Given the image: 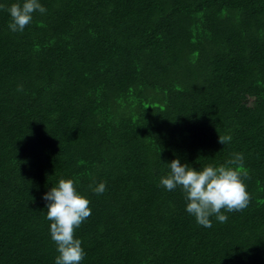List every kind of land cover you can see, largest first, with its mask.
<instances>
[{"label":"trees","instance_id":"obj_1","mask_svg":"<svg viewBox=\"0 0 264 264\" xmlns=\"http://www.w3.org/2000/svg\"><path fill=\"white\" fill-rule=\"evenodd\" d=\"M14 2L0 0V264H53L42 194L60 178L90 201L80 264H264V0H40L15 33ZM235 152L250 199L224 223L198 225L158 183L173 158Z\"/></svg>","mask_w":264,"mask_h":264},{"label":"clouds","instance_id":"obj_2","mask_svg":"<svg viewBox=\"0 0 264 264\" xmlns=\"http://www.w3.org/2000/svg\"><path fill=\"white\" fill-rule=\"evenodd\" d=\"M6 11L10 17L8 29L15 33L24 31L34 13L44 14L47 9L40 0H16ZM218 140L224 145L230 143L232 137L219 135ZM243 160V154L235 152L223 163L194 168L181 163L178 157L173 158L167 162L168 173L160 176L158 183L167 191L179 188L185 201L184 211L198 225L211 228L212 217L224 223L228 219L226 212L240 211L249 203L250 196L242 179L246 175ZM105 187L103 181L90 185L97 195L103 194ZM42 199L45 219L49 221V236L57 253L53 264H80L85 252L74 232L91 215L90 201L77 190L71 178H60L42 194Z\"/></svg>","mask_w":264,"mask_h":264}]
</instances>
